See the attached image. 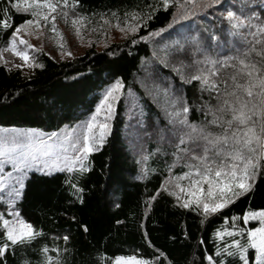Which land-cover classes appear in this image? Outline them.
<instances>
[{"label":"trees","instance_id":"obj_1","mask_svg":"<svg viewBox=\"0 0 264 264\" xmlns=\"http://www.w3.org/2000/svg\"><path fill=\"white\" fill-rule=\"evenodd\" d=\"M11 2L14 0H0V18H8L4 17L5 9L15 24L30 18L27 14H15ZM162 4L163 0H79L75 9L69 10V18L73 13L83 15L86 17L83 23L92 30L106 24L102 16L115 24L113 12L119 15L120 25L124 27L125 12L143 14L153 7L156 11L147 27L142 26L124 41L103 50L91 48L66 61H56L39 53L34 56L35 61L43 67L29 73L0 64V127L5 129L31 128L46 134L58 133L63 127L76 125L94 114L104 91L116 79L124 83L110 132L102 146L89 156L88 171L30 174L15 207L43 235L30 244L8 242L10 247L0 256V264H46V256L53 258V264L57 261L59 264H115L117 256L129 255L152 264H209V256L224 260L225 264H242L236 258L220 256L218 251L233 239H241V235L229 236L228 232L259 226L258 221L252 220L245 224L243 215L264 209V168L258 172L250 193L216 213L204 215L202 211L181 207L175 196L161 190L169 176L167 165L174 160L179 125L169 122L162 107L164 101L147 93L139 79L145 76L146 63L152 62L161 83L171 88V96L185 98L190 109L189 122L200 125L210 120V116H205L204 105L206 101L216 104L215 93L210 96L209 92L201 91L197 81L182 83L171 67H164L161 63L164 47L177 38L198 36L208 54L218 60L241 55L253 46L256 51L264 50V44L256 43L247 29L233 35V30L222 20L227 8L238 15L255 13L258 19L253 23L264 24V0H221L220 5L196 9L186 19L175 21L173 16L180 12L176 0L167 9ZM56 22L65 20L57 15ZM161 28L165 31L159 36L139 39ZM12 30L0 28V47L6 46ZM209 33L219 39H209ZM256 51L250 59L264 67V56L257 55ZM181 58L190 62L187 56ZM191 71V68L184 69L185 74ZM232 71V68L224 69L221 75L226 77ZM157 134L163 137L161 146L152 142L151 138L156 139ZM142 152L144 157L140 158ZM184 165L185 160L177 163L172 175L187 171ZM144 167L154 171L144 175L141 172ZM73 184L83 189L79 193L83 202L77 199ZM153 196L155 199L150 200ZM1 208L6 211L3 203ZM2 232L0 228V244L6 240ZM242 235L246 239V232ZM64 236L69 239L65 241ZM45 246L49 248L48 253L42 251ZM247 256L249 264H255L253 249L249 248Z\"/></svg>","mask_w":264,"mask_h":264},{"label":"snow or ice","instance_id":"obj_2","mask_svg":"<svg viewBox=\"0 0 264 264\" xmlns=\"http://www.w3.org/2000/svg\"><path fill=\"white\" fill-rule=\"evenodd\" d=\"M171 2L172 0H163L162 6L167 9ZM176 3L179 4L180 12L178 16H173V21L177 18L186 19L194 14L196 9L203 10L220 5L221 0H199V2L183 0L182 3L176 0ZM78 4L79 0L11 2L10 7L14 9L15 14H27L30 18L15 24L8 10H4V17L8 18H0V28L5 31L9 28L13 30L6 46L0 47V62L6 63L3 53L11 51L24 61V64L16 67L22 68L25 65L30 68L43 67L42 64L36 63L35 57L31 54L30 50L35 51L34 45L20 37L21 30L27 31L32 26L38 32L50 23L51 31L63 40V33L56 25L57 15L68 22L69 10L75 9ZM155 11L156 8L153 7L150 12L143 14L137 11L125 12L124 27H121L117 13L113 12L111 15L115 17L116 28L126 34H135L142 26L147 27V22L152 19ZM85 19L86 17L77 13H73L71 17V24L77 36L81 35V26ZM101 19L108 23L106 17L102 16ZM256 19L258 17L255 13L250 16H244L242 13L238 15L236 11L227 8L222 14V20L226 21L233 30L231 34L235 35L240 33V30L247 29L256 43L264 44V24H254L253 21ZM171 26L168 25L169 28ZM164 31L165 29L161 28L149 33L148 36H140L139 39L147 40L150 36H159ZM257 36L260 37L258 41H256ZM209 39H219V37L209 33ZM132 42L135 43V39ZM18 44L23 45V48L18 47ZM58 47L62 49L64 44L58 42ZM254 51L256 49L253 46L241 55L218 60L208 54V50L198 36L177 38L164 47L162 65L171 67L182 83L199 82L200 90L209 92L210 96L215 93L216 100L215 105L205 102V116H210L211 119L197 125L188 120L187 114L190 109L183 96H171L169 89L157 91V95L160 91L163 92L162 107L169 122L179 125L178 143L176 152L173 153L174 160L167 165L169 176L161 185V190L175 196L183 208L202 211L204 215L216 213L240 196L250 193L258 172L264 168V67L250 59ZM66 54L70 56L71 52ZM256 54L264 56V50L256 51ZM153 55L156 53L154 52ZM181 56L189 57L190 62H186ZM198 56L202 58H197ZM170 57L174 62L169 60ZM186 68H191L192 71L185 74ZM227 68H232L233 71L226 77L222 76V71ZM123 88L122 79H116L106 88L97 105L96 113L82 125V135H74L75 130L65 134L57 132L43 134L36 129L26 131L11 129L17 134L0 136V193L5 192L7 188L6 195H0V202L5 204L7 217H11L6 218L5 212H0V228L3 229L2 235L6 238L5 242L0 244V256L9 249L8 242H11V245L30 244L38 236L43 235L42 231L37 230L15 207L16 201L22 196L21 190L25 187L24 179L28 172L33 168L47 175H51L53 171L72 172L77 168L81 173L88 171L89 168L84 161L88 159V154L96 150L97 144L103 143L108 129L107 123L99 124L100 135L97 138L93 131L97 127L96 117L105 110L107 118H111L114 104ZM213 128L217 130L213 131ZM0 131L9 130L0 129ZM197 148L201 151L197 152ZM144 159L147 160V157ZM181 160H185L184 166L187 171L173 176L172 168ZM5 165H11L12 171L5 174ZM149 171L154 169L142 168L144 175ZM181 180H187L188 183L181 184ZM169 185L172 187L170 188ZM72 187L76 190L77 199L83 202L79 195L83 189L75 184ZM154 199L155 196L150 198V200ZM250 220L258 221L259 226L228 232L229 236L241 235V239H233L230 245L219 250L220 256L233 257L242 264H249L247 253L251 248L254 250L255 264H264V209L245 212L243 222L247 224ZM245 232L246 239L242 235ZM219 235L220 233L217 232V236ZM63 239L67 241L69 237L64 236ZM42 251L48 253L49 248L45 246ZM45 259L46 264H53L52 257L46 256ZM208 260L209 264H225L224 260H213L212 256H209ZM115 264H152V262L136 255H129L117 256Z\"/></svg>","mask_w":264,"mask_h":264},{"label":"rangeland","instance_id":"obj_3","mask_svg":"<svg viewBox=\"0 0 264 264\" xmlns=\"http://www.w3.org/2000/svg\"><path fill=\"white\" fill-rule=\"evenodd\" d=\"M56 25H57L58 30L61 33H63V37H64L63 40H60L59 37H57L56 34L51 31V24L50 23L48 24L47 27L40 29L38 32L32 26H30L27 31L21 30V32L19 34L20 37L27 40L30 44L34 45L35 51L30 50L31 54L33 56H35L36 54H39V53H45L49 57H51L52 59H54L56 61H66V60H70L74 57L83 55L86 51H88L91 48H94L98 51L103 50L104 48L108 47L109 45L122 42L128 36L132 35V33L126 34L125 32L120 31L118 28L115 27V24H111L109 22L104 24V25L99 26V29H94V30L90 29L88 24L86 25L85 23H83V25L81 26V35L80 36H77L75 34V29L71 24L70 18H69L68 22H63V23L56 22ZM58 42L64 44V47L62 49L60 47H58ZM18 47L23 48V45L18 44ZM69 51L71 52L70 56L66 54ZM62 52L65 54L62 55L61 54ZM3 56H4V61H6V63L0 62V64L5 66L7 69H20V70H24V71L29 73L34 68H36V67L30 68L27 65H25L22 68L16 67V65L24 64V61L21 60L19 57L15 56L11 51H5L3 53ZM146 64L148 65V67L146 66L144 68V71H145L144 75L145 76L143 78H140L139 82L143 83L145 85L146 89L148 90L147 93H149L150 95H153L152 97H154L158 101H160V100L164 101L163 92L160 91V94L157 95V91L163 90V89H168V88L165 87V85L162 84L161 81L159 80V74L157 73V70H156L157 68L155 67V65L152 62H148ZM153 67H154V69H153ZM170 89H169V92L171 93L172 91ZM121 94H122V90H121ZM121 94L119 96V99L114 104V112H113L110 119L107 118L105 110H102L100 112V114L97 115V117H96L97 127L93 131H94L95 135L97 136V138H99V135H100L99 124H101V123H107L108 124V129L105 132L103 142L110 132L111 123H112V120H113L114 115L116 113L117 105L121 99ZM132 104H131V106H132ZM131 106H130V108H131ZM95 113H96V111L94 112V114ZM92 115L89 116L88 118H86L84 121L77 123L76 125H72V126L67 125V126L63 127L58 132V134H65L68 132H73V130H75V132L73 133L74 135H82V125H84L87 121H89L91 119ZM0 129H5V128L0 127ZM16 129L26 131V130L31 129V128H16ZM8 130L9 131H7V132L0 131V136H13V135L17 134V133L12 132L11 129H8ZM39 132L46 134L40 130H39ZM156 136H157L156 139H153V137L151 138L152 142H154V144H157L159 146L163 145L164 144L163 137L159 134H157ZM81 143H83L82 139H81ZM102 144H97L96 150L99 147H101ZM138 144L136 143V146H138ZM143 151H144V153L146 152L145 147H144ZM92 153L88 154V159L84 161L85 165L87 164V162L89 160V156ZM144 153L142 152L140 154V158L144 157ZM4 169H5V174L9 171H12L11 165H5ZM64 171H67V170H64ZM64 171H53L52 174H56L58 172H64ZM33 172L42 173L37 168H33L32 170H30L28 172L27 177L24 179V184L26 183V180L29 178L30 174ZM42 174H44V173H42ZM13 175H16V174L13 173ZM16 187H18V185H16ZM6 190H7V188H6ZM6 190H5V192L0 193V195H6ZM1 203H3V202H0V204ZM0 212H5V214H6V211L3 208L0 209ZM6 218L10 219L11 217H7V214H6Z\"/></svg>","mask_w":264,"mask_h":264},{"label":"bare ground","instance_id":"obj_4","mask_svg":"<svg viewBox=\"0 0 264 264\" xmlns=\"http://www.w3.org/2000/svg\"><path fill=\"white\" fill-rule=\"evenodd\" d=\"M159 64V63H158ZM153 69H154V67H153ZM147 122V121H146ZM168 125V124H167ZM130 139V138H129ZM130 144V143H129ZM141 148V147H140ZM142 172V171H141Z\"/></svg>","mask_w":264,"mask_h":264}]
</instances>
